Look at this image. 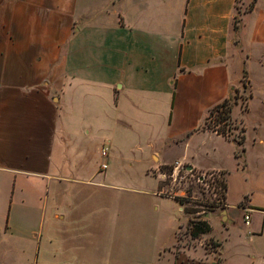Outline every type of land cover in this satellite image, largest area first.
I'll return each mask as SVG.
<instances>
[{
	"label": "crops",
	"instance_id": "1",
	"mask_svg": "<svg viewBox=\"0 0 264 264\" xmlns=\"http://www.w3.org/2000/svg\"><path fill=\"white\" fill-rule=\"evenodd\" d=\"M250 60L263 73L264 104V0L238 17L235 0H0V257L12 261L15 253L17 264L263 261L264 207L252 198L236 202L237 211L249 210V230L231 239L224 227L223 241L233 240L224 253L210 234L211 252L200 243L178 247L177 224L154 212L163 170L183 167L222 178L224 205L212 216L234 223L230 170L245 175L244 128L238 144L203 123L234 94L237 67ZM138 168L157 191L136 189L141 182L128 173Z\"/></svg>",
	"mask_w": 264,
	"mask_h": 264
},
{
	"label": "rangeland",
	"instance_id": "2",
	"mask_svg": "<svg viewBox=\"0 0 264 264\" xmlns=\"http://www.w3.org/2000/svg\"><path fill=\"white\" fill-rule=\"evenodd\" d=\"M251 2L252 0H235L236 17L240 16L242 13H246ZM259 3L261 4L262 0H259ZM253 63L254 62L250 60L248 68L242 65L241 67H237L238 71L237 68L233 70V77L236 75L237 71V77L241 79V82H238V79H234V84L237 85L234 94L223 106L211 110L203 125L207 129L230 134L236 140L242 136V128H244L245 142L242 148L244 149L247 169L245 175L240 174L239 167L231 168L230 170V178L234 179V187H232L230 191L232 200L228 199V211H233L234 223L222 225L216 216H212L213 213L219 212V209L223 208L224 205L222 198L224 192L223 188H221V183H223V181L221 177L209 173L199 174L189 169L185 170L183 167L179 168L174 175L169 169L163 170L164 177L158 185V191L161 192V195H157L158 211L156 210L154 212L168 216L167 219H172L173 223L177 224L176 227H178V229L175 232V238L178 247H193L200 243L207 252H211L217 245L213 239L207 235L210 234L215 237V239L219 240L221 244L220 252H228L231 250V246H233V240L229 242L223 241V236L225 234L224 227L229 230L231 239L237 234L242 232L246 233V231L249 230L248 227L243 225V215L246 212L242 214L236 210V202L238 199L241 196H247L248 198H252L253 202L257 205L260 204L264 207V104L261 102L263 73L259 67ZM245 64L247 63L245 62ZM243 72L248 73L247 80L253 85L252 92L251 88L249 92V89H246L244 86L246 78L245 74H243L241 78ZM56 96V94H52L51 98H56ZM227 106H230V109L232 108V116L240 120L243 127L239 124L237 125L236 122H232L229 115L226 121H221V118L224 116L223 112ZM258 139L263 140V145L257 143ZM166 153L167 158L171 160L177 155L176 150L173 148H170ZM194 160L204 161L205 159L194 158ZM144 174L145 172H140L138 168L136 172L128 173V176L134 175L135 178L140 180L141 184L137 185V190L157 191L153 181ZM116 175L120 174L117 173ZM122 175H127V173H122ZM201 183H206L208 187H206V185L203 186ZM119 185L124 187L126 184ZM168 197L173 198L175 201ZM243 203L244 201L241 202L242 205ZM179 204L182 206V211L178 210ZM207 215H211L208 219L211 227L209 233L201 235L196 240L190 239L189 233L192 225L197 222L206 223L205 216ZM250 244L252 243H248V247L251 246ZM262 248H264V245ZM248 256L251 257V254L248 253ZM13 260H16L15 253L12 255V261L10 260V256L4 253V255L0 257V264H17ZM230 264H234V262L231 261ZM254 264H264V260H255Z\"/></svg>",
	"mask_w": 264,
	"mask_h": 264
},
{
	"label": "trees",
	"instance_id": "3",
	"mask_svg": "<svg viewBox=\"0 0 264 264\" xmlns=\"http://www.w3.org/2000/svg\"><path fill=\"white\" fill-rule=\"evenodd\" d=\"M253 1H254V0H252L251 4H250V6H249L248 11L251 9ZM226 101H227V100H224L222 103H220L219 105L215 106L213 109H215V108H217V107H219V106H223V105L226 103ZM213 109H211V110H213ZM211 110L209 111V113L211 112ZM230 110H231V109H230V106H227V107L225 108V110H224V112H223L224 116H223V118H221V121L224 122V121L227 120L228 115H229V113H230ZM203 125H204V123H203ZM210 130H213V129H210ZM213 131H215L217 134L225 135V133H223L222 131H221V132H219V131H217V130H213ZM235 141H236L238 144H241V143L243 142V137L241 136L238 140L235 139ZM240 150L242 151V149H240ZM221 188H223V192H224V190H225L224 183H221ZM222 198H224V194H223V197H222ZM239 206H240V204H239ZM208 232H209V227H208V225H207L206 223H204V222H202V223L197 222L196 224L192 225V228H191L190 233H189V237H190V239H192V240H196V239H198L201 235H204V234H206V233H208Z\"/></svg>",
	"mask_w": 264,
	"mask_h": 264
},
{
	"label": "built area",
	"instance_id": "4",
	"mask_svg": "<svg viewBox=\"0 0 264 264\" xmlns=\"http://www.w3.org/2000/svg\"><path fill=\"white\" fill-rule=\"evenodd\" d=\"M99 155L100 157H105L106 156V148L105 147H101L100 150H99ZM101 169H104L105 166L104 165H101L100 166ZM212 175V174H211ZM214 180V179H213ZM203 186L206 185V183H201ZM214 185L216 186V184L214 183ZM206 187H208L206 185ZM214 189V187H213ZM179 211H182V206L179 207ZM244 212H249V210H246V209H243ZM243 220H244V224L247 225L248 224V217L246 215L243 216Z\"/></svg>",
	"mask_w": 264,
	"mask_h": 264
}]
</instances>
